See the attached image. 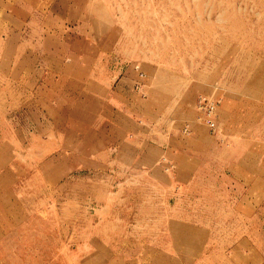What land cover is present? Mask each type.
I'll return each instance as SVG.
<instances>
[{"label": "rangeland", "instance_id": "rangeland-1", "mask_svg": "<svg viewBox=\"0 0 264 264\" xmlns=\"http://www.w3.org/2000/svg\"><path fill=\"white\" fill-rule=\"evenodd\" d=\"M0 264H264V0H0Z\"/></svg>", "mask_w": 264, "mask_h": 264}, {"label": "built area", "instance_id": "built-area-1", "mask_svg": "<svg viewBox=\"0 0 264 264\" xmlns=\"http://www.w3.org/2000/svg\"><path fill=\"white\" fill-rule=\"evenodd\" d=\"M218 104L217 100L207 95H202L197 100L200 120L207 123L212 129L216 128V109L219 106ZM185 131H188V127L185 128Z\"/></svg>", "mask_w": 264, "mask_h": 264}, {"label": "bare ground", "instance_id": "bare-ground-1", "mask_svg": "<svg viewBox=\"0 0 264 264\" xmlns=\"http://www.w3.org/2000/svg\"><path fill=\"white\" fill-rule=\"evenodd\" d=\"M187 239V238H186ZM189 240V239H188ZM187 243V242H186Z\"/></svg>", "mask_w": 264, "mask_h": 264}]
</instances>
